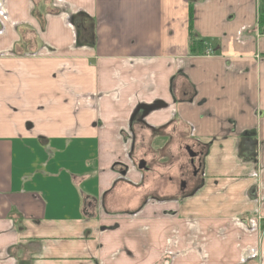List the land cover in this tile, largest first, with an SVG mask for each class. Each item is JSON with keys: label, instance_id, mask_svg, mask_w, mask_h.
Here are the masks:
<instances>
[{"label": "crops", "instance_id": "crops-1", "mask_svg": "<svg viewBox=\"0 0 264 264\" xmlns=\"http://www.w3.org/2000/svg\"><path fill=\"white\" fill-rule=\"evenodd\" d=\"M0 264H264V0H0Z\"/></svg>", "mask_w": 264, "mask_h": 264}, {"label": "flooded vegetation", "instance_id": "flooded-vegetation-1", "mask_svg": "<svg viewBox=\"0 0 264 264\" xmlns=\"http://www.w3.org/2000/svg\"><path fill=\"white\" fill-rule=\"evenodd\" d=\"M184 152L186 153L187 160L185 161L184 166L180 167L181 171L177 179V188L181 193L185 191L187 192L189 186L193 187L200 184L201 181H199L198 177L201 175L203 170V158L206 153V148L185 145ZM140 162H144L145 169H138ZM136 168L139 171H150V166L146 164L144 159L137 162Z\"/></svg>", "mask_w": 264, "mask_h": 264}, {"label": "trees", "instance_id": "trees-1", "mask_svg": "<svg viewBox=\"0 0 264 264\" xmlns=\"http://www.w3.org/2000/svg\"><path fill=\"white\" fill-rule=\"evenodd\" d=\"M191 11H190V14H189V22H190V20H191ZM189 41H190V46H189V48H191V46H192V43H193V40L191 39V34H190V32H189Z\"/></svg>", "mask_w": 264, "mask_h": 264}, {"label": "water", "instance_id": "water-1", "mask_svg": "<svg viewBox=\"0 0 264 264\" xmlns=\"http://www.w3.org/2000/svg\"><path fill=\"white\" fill-rule=\"evenodd\" d=\"M138 169H139V170L145 169V164H144V162H140V164L138 165Z\"/></svg>", "mask_w": 264, "mask_h": 264}, {"label": "rangeland", "instance_id": "rangeland-1", "mask_svg": "<svg viewBox=\"0 0 264 264\" xmlns=\"http://www.w3.org/2000/svg\"><path fill=\"white\" fill-rule=\"evenodd\" d=\"M183 156H184V159L186 160V158H185L186 157V153L185 152L183 153Z\"/></svg>", "mask_w": 264, "mask_h": 264}]
</instances>
